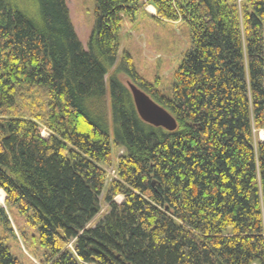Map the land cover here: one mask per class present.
I'll use <instances>...</instances> for the list:
<instances>
[{
  "label": "trees",
  "instance_id": "16d2710c",
  "mask_svg": "<svg viewBox=\"0 0 264 264\" xmlns=\"http://www.w3.org/2000/svg\"><path fill=\"white\" fill-rule=\"evenodd\" d=\"M148 4L190 30L168 95L119 57ZM122 75L175 131L140 118ZM262 130L264 0H95L87 50L66 0H0V264L28 229L41 264H264Z\"/></svg>",
  "mask_w": 264,
  "mask_h": 264
},
{
  "label": "rangeland",
  "instance_id": "374dc122",
  "mask_svg": "<svg viewBox=\"0 0 264 264\" xmlns=\"http://www.w3.org/2000/svg\"><path fill=\"white\" fill-rule=\"evenodd\" d=\"M145 1L147 2V0ZM66 3L78 39L87 50L95 24V0H66ZM155 17L156 9L153 5L148 4L145 12H140L135 21L125 19L120 34L119 57L129 54L139 76L151 85H156L158 91L164 95H168L173 74L191 46L190 30L184 22L159 20ZM122 79L126 84L131 81L124 75H122ZM261 132L264 130L256 131V141L263 142L260 138ZM112 151L113 163L105 168L107 173L106 190L113 181L118 179L117 158L123 154V150L115 144L112 145ZM102 197H100L101 200ZM115 201L118 204L122 203L123 196L117 197ZM102 203L103 208L96 218L97 220L107 212L106 204L103 201ZM5 209L7 210L6 206ZM8 215L15 229L22 225L16 211H11ZM27 232L29 240L25 244L19 238L8 240L10 251L21 264H41L40 255L42 252L38 249L37 242L33 238L38 234L33 229H28Z\"/></svg>",
  "mask_w": 264,
  "mask_h": 264
},
{
  "label": "water",
  "instance_id": "95a60500",
  "mask_svg": "<svg viewBox=\"0 0 264 264\" xmlns=\"http://www.w3.org/2000/svg\"><path fill=\"white\" fill-rule=\"evenodd\" d=\"M127 85L131 91L137 112L144 122L154 127H161L169 132L177 129L176 119L165 108L156 103L136 85L131 82H128Z\"/></svg>",
  "mask_w": 264,
  "mask_h": 264
},
{
  "label": "bare ground",
  "instance_id": "6f19581e",
  "mask_svg": "<svg viewBox=\"0 0 264 264\" xmlns=\"http://www.w3.org/2000/svg\"><path fill=\"white\" fill-rule=\"evenodd\" d=\"M128 82H130V81H128ZM132 83V82H131ZM132 84H134V83H132ZM135 85V84H134ZM139 88V87H138ZM142 90V89H141ZM131 92V91H130ZM132 95V94H131ZM133 98V97H132ZM134 101V100H133ZM135 104V103H134ZM260 138H261V140L262 141H264V132H261L260 133Z\"/></svg>",
  "mask_w": 264,
  "mask_h": 264
}]
</instances>
